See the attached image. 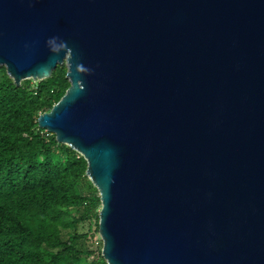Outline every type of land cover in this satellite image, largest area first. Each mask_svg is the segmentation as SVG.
<instances>
[{
  "label": "water",
  "instance_id": "1",
  "mask_svg": "<svg viewBox=\"0 0 264 264\" xmlns=\"http://www.w3.org/2000/svg\"><path fill=\"white\" fill-rule=\"evenodd\" d=\"M64 66L38 128L86 162L106 264H264V0H0V67Z\"/></svg>",
  "mask_w": 264,
  "mask_h": 264
},
{
  "label": "trees",
  "instance_id": "2",
  "mask_svg": "<svg viewBox=\"0 0 264 264\" xmlns=\"http://www.w3.org/2000/svg\"><path fill=\"white\" fill-rule=\"evenodd\" d=\"M65 72L15 85L0 67V264H106L79 231H97L100 208L86 162L37 125L69 87Z\"/></svg>",
  "mask_w": 264,
  "mask_h": 264
},
{
  "label": "rangeland",
  "instance_id": "3",
  "mask_svg": "<svg viewBox=\"0 0 264 264\" xmlns=\"http://www.w3.org/2000/svg\"><path fill=\"white\" fill-rule=\"evenodd\" d=\"M89 224L90 223L88 221H85L80 224L79 231L80 233H86L88 235V237L90 238L89 243H91L89 245L91 246V250H93L94 255H96L101 250L100 238L98 232L95 230L96 226H94L93 223L92 225Z\"/></svg>",
  "mask_w": 264,
  "mask_h": 264
}]
</instances>
